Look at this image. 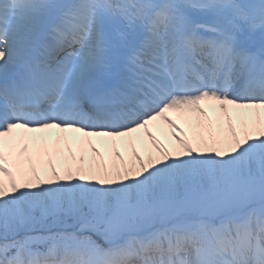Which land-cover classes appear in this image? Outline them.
<instances>
[{
    "label": "snow or ice",
    "instance_id": "obj_1",
    "mask_svg": "<svg viewBox=\"0 0 264 264\" xmlns=\"http://www.w3.org/2000/svg\"><path fill=\"white\" fill-rule=\"evenodd\" d=\"M202 101L240 131L183 138L167 113ZM261 110L264 0H0V264H264ZM18 129L144 130L155 154L42 178Z\"/></svg>",
    "mask_w": 264,
    "mask_h": 264
},
{
    "label": "bare ground",
    "instance_id": "obj_2",
    "mask_svg": "<svg viewBox=\"0 0 264 264\" xmlns=\"http://www.w3.org/2000/svg\"><path fill=\"white\" fill-rule=\"evenodd\" d=\"M227 109V107H225ZM219 115L218 117H223L225 119V122H229V118L231 119V122H235L237 125V128H240V120L239 118H234V115H230L229 112L226 111L225 114L222 112L217 113ZM235 126V125H234ZM236 127V126H235ZM237 131V130H236ZM240 131V130H239ZM237 131V132H239ZM44 137L40 138L39 140L41 143L33 146H28V155H31L33 157V163L35 166H38L40 168L46 166L47 167V161L50 159L52 161L53 165H57V162L61 163L64 159H67L70 162L71 159H81L88 160L90 154L92 153L91 149L95 148L96 150H102V153L104 154L106 151L110 153L111 156H115L114 153L118 151L114 150H108V146L110 143L113 142V140L110 137L107 136H91L90 142H92L91 145L89 142H84L80 137L81 136H75L73 137L57 133L53 129H49L44 133ZM16 135V134H15ZM32 134H29L31 136ZM17 136H23L22 133H20ZM35 136V138H37ZM138 141H128L127 147L125 148L124 154L125 155H132L133 150L140 155L142 151L145 149L144 147L147 145L148 140L146 138H143L142 142L137 143ZM26 143H33V139H27ZM42 145H45V150L47 152V155H44L42 153ZM41 146V147H40ZM176 147V146H175ZM148 150H153L151 148V145L149 144ZM49 152V153H48ZM120 154V152H119ZM23 159V158H22ZM61 161V162H60ZM116 162V158L111 159L110 163L113 164ZM127 163V162H125Z\"/></svg>",
    "mask_w": 264,
    "mask_h": 264
},
{
    "label": "rangeland",
    "instance_id": "obj_3",
    "mask_svg": "<svg viewBox=\"0 0 264 264\" xmlns=\"http://www.w3.org/2000/svg\"><path fill=\"white\" fill-rule=\"evenodd\" d=\"M93 164L94 163H92V166H93ZM55 167H56V171H57V173L59 174V178L61 179V181H63L64 180V175H63V171H64V168H65V166H66V163H63L62 165H60V166H56V165H54ZM67 167H71L72 169H73V171H75V169L77 168L75 165H73L72 163H70V164H68L67 165ZM86 171V170H85ZM41 177L42 178H46L47 177V175H48V169H46V170H44V171H41Z\"/></svg>",
    "mask_w": 264,
    "mask_h": 264
}]
</instances>
